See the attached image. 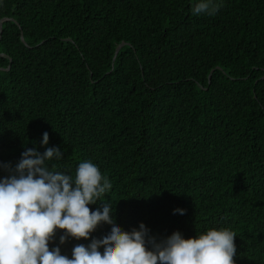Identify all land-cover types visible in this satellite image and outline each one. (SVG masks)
I'll return each instance as SVG.
<instances>
[{"label": "trees", "instance_id": "obj_1", "mask_svg": "<svg viewBox=\"0 0 264 264\" xmlns=\"http://www.w3.org/2000/svg\"><path fill=\"white\" fill-rule=\"evenodd\" d=\"M202 2L0 0V161L58 147L50 169L111 182L89 207L123 230L227 227L236 264H264V0ZM62 234L69 258L91 242Z\"/></svg>", "mask_w": 264, "mask_h": 264}, {"label": "clouds", "instance_id": "obj_2", "mask_svg": "<svg viewBox=\"0 0 264 264\" xmlns=\"http://www.w3.org/2000/svg\"><path fill=\"white\" fill-rule=\"evenodd\" d=\"M209 3L197 4L194 13L207 11ZM216 10L212 6V13ZM48 143L45 131L41 144ZM61 158L58 147L43 153L27 148L15 165L0 161V170L8 173L0 176V264H236V233L227 227L189 238L174 231L159 241L143 222L123 230L111 215L110 202H104L102 210L89 207L112 188L100 168L82 160L73 177L46 163ZM184 211L174 210L181 215ZM103 223L111 225L110 232L92 238ZM57 230L63 232L60 244L69 237L91 242L76 244L69 258L59 246L50 247Z\"/></svg>", "mask_w": 264, "mask_h": 264}, {"label": "water", "instance_id": "obj_3", "mask_svg": "<svg viewBox=\"0 0 264 264\" xmlns=\"http://www.w3.org/2000/svg\"><path fill=\"white\" fill-rule=\"evenodd\" d=\"M0 30H1V23H0ZM0 55H2V53H0ZM8 68V67H7Z\"/></svg>", "mask_w": 264, "mask_h": 264}]
</instances>
